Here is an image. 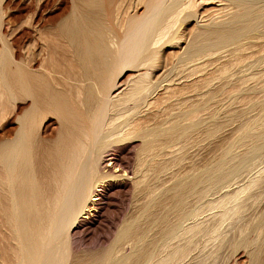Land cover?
<instances>
[{
    "label": "bare ground",
    "instance_id": "obj_1",
    "mask_svg": "<svg viewBox=\"0 0 264 264\" xmlns=\"http://www.w3.org/2000/svg\"><path fill=\"white\" fill-rule=\"evenodd\" d=\"M220 1L241 11L190 28L184 39L182 25L200 0H0V264H177L204 240L226 245L224 214L245 220L244 201L228 204L255 178L220 202L213 196L264 157V52L253 59L241 53L264 40V12L250 10L255 0ZM205 69L217 73L195 79ZM192 77L197 92L190 85L189 92L209 87L205 98L186 105L179 86L173 99L172 86ZM235 83L254 92L245 109L256 117L241 120L245 109L233 116L227 147L170 182L168 151L201 133L199 112L220 94L234 95ZM135 138L141 145L132 154L126 145ZM216 206L226 212L202 222L203 208ZM256 212L246 217L248 233L239 226L230 243L244 250L246 264H264V209ZM100 228H116L107 247L74 259V235Z\"/></svg>",
    "mask_w": 264,
    "mask_h": 264
},
{
    "label": "rangeland",
    "instance_id": "obj_2",
    "mask_svg": "<svg viewBox=\"0 0 264 264\" xmlns=\"http://www.w3.org/2000/svg\"><path fill=\"white\" fill-rule=\"evenodd\" d=\"M61 1H63V0H60V2ZM64 1H66V0H64ZM198 2H199V0H198ZM200 2H201V4L200 5H198L197 6V8H196V14H195V16H194V19L196 20V22H195V20L193 19V18H189L188 20H187V22H185L182 26H183V37H184V39H188V36H189V34L191 33L190 31H192L194 28L193 27H195V28H197V26H198V28L199 27H203L204 25H206V24H210V23H213V22H218V21H221V20H223V19H226V18H228L230 15H232L234 12L236 13V11H238V13L241 11V9H240V7L237 5H234V4H232V3H230V2H224V1H220V0H200ZM255 2V5L253 6V7H251L250 8V10H252L254 13H256V11H263L264 12V0H255L254 1ZM49 3H51V1L49 2ZM52 3H53V1H52ZM62 3V2H61ZM264 17H262V19H263ZM193 19V20H192ZM21 23V22H20ZM20 23H18V25H20ZM197 24V25H196ZM177 26V25H176ZM175 26V27H176ZM181 26V27H182ZM190 28H193L192 30L190 29ZM189 29V30H188ZM189 31V32H188ZM11 34V33H10ZM10 34H9V37H10ZM13 34V33H12ZM8 37V38H9ZM186 37V38H185ZM246 48H249L248 46L247 47H245L244 48V51H241V53L242 54H244L245 56H247V57H250L249 59H253V58H255V57H257V56H259V55H261L263 52H264V40L262 39V40H258V43H257V46H255V47H251L250 49H247L246 50ZM263 50V51H262ZM168 52V51H167ZM168 55H170V54H168ZM167 55V58H170L169 56ZM227 58V57H226ZM225 58V59H226ZM224 60V59H223ZM168 64H170L169 62H168ZM209 68H211V67H209ZM207 69V68H206ZM203 70V72L202 73H200V75L199 74H197L198 76L195 78V79H199V77L200 78H202V77H206L205 75L207 74V72L208 71H210L208 74H210L211 72H213L214 71V69H209V70ZM204 72H206V74L204 73ZM214 72H216V71H214ZM204 73V74H203ZM217 73V72H216ZM216 73H215V75H216ZM228 73V72H227ZM226 73V74H227ZM202 74V75H201ZM207 74V75H208ZM125 76H127V74H125ZM217 79L215 80V82H213L212 84V86H210V87H214V86H218L217 84H218V82H219V80H218V78H219V74H217ZM226 76V75H225ZM254 77H256V76H254ZM195 80L194 79V77H192V78H190L189 80H187L186 82L184 81L183 83H181L180 85H173L172 86V88H174L175 89V91L177 90V89H179V86H180V90H182V92L179 90V93L176 91L175 93V97L173 98V99H175V98H177L178 96H179V94H180V92H181V94L183 95L184 93V95L182 96L181 94H180V96H179V100H181V102L182 103H186V105H191V104H195L194 102H196V100H198L197 102H199L200 100H202V99H204L205 98V96L207 95V93L209 92H207V89L209 88H207V89H205V88H198L197 90L199 91V92H201L200 94L198 93H195V92H197L196 91V89H195V87L194 86H192L191 84H192V80ZM218 80V82H216ZM190 81V82H189ZM251 82V81H250ZM188 83V84H187ZM190 83V84H189ZM215 83V84H214ZM225 83V82H224ZM224 83H222V85L221 86H223L224 85ZM248 84H249V82H248ZM247 84V86H250V85H252V82L248 85ZM189 85H190V87H191V89L192 90H194V91H191V92H189L190 91V87H189ZM233 86V87H232ZM232 86H228V87H232L233 89H231V91L233 90V92L235 93L234 95H230V97L228 98L226 95H223V94H220L216 99H214V100H212V101H210L211 103H209L208 102V107H210V108H206L205 110H203L201 113H203L204 111V113L203 114H205V116L203 115V114H200V112H199V117H200V119H201V121H202V124H201V126L199 127V130L201 131V133L198 131L197 133L198 134H201V135H203V136H199L197 133L196 134H194V135H192V139L193 138H197V140L195 141V139H193V141H192V139L190 138V140H189V142L185 145V146H180V145H177L178 147H180V148H178V147H173L174 149L175 148H177V150H181V148H183L182 149V152H180V150H179V152L180 153H177V150H174L173 148H171L170 150H174V151H176V152H174L173 150L172 151H168V155H167V158L168 159H170L169 161H170V167H169V169H168V171L169 170H171V172L169 173H167L166 175H168L167 176V178H169L170 176V182H173L175 179H178V178H181L180 176H182V177H184L185 175H183L185 172H194V170L195 171H198V170H201L204 166H206L208 163H211L213 160H212V158H214V156H217V154L220 152L219 150H221V149H223V148H226L227 147V145L229 144V142H228V140L229 141H231L230 139H232V133H234V129H235V127L237 126V122L238 121H236V119L234 120V117L233 116H238L239 115V113H240V111L241 112H243L244 111V109H245V107L247 108V107H249V106H246V104L248 103L247 102V100H248V97H250L251 98V93H253L252 94V97L253 96H255L254 95V92H252V90L251 89H249L247 86H246V89H245V87L243 88L242 87V89H240L241 88V86H239L238 84H234V85H232ZM234 86H236V87H234ZM218 89V88H217ZM216 89V87H215V90H217ZM239 89V90H238ZM207 92H205V91ZM209 90V89H208ZM236 92H235V91ZM251 90V91H250ZM184 92V93H183ZM194 92V93H193ZM205 92V94L206 95H204L203 93ZM193 93V94H192ZM178 94V95H177ZM203 94V95H202ZM233 94V93H232ZM236 94H237V96H236ZM194 95V96H193ZM199 95V96H198ZM222 95V96H221ZM249 95V96H248ZM183 98H182V97ZM203 98H202V97ZM248 96V97H247ZM196 97V98H195ZM200 97H201V99H200ZM237 97V98H236ZM238 97H242L241 99L240 98H238ZM243 97H245V98H243ZM198 98V99H197ZM247 98V99H246ZM172 99V100H173ZM185 99V100H184ZM194 99V100H193ZM231 99H233V100H235V101H237L236 102V104H235V102H233L232 104L233 105H231V102H232V100ZM238 99V100H237ZM242 99H243V101H242ZM172 100H170L171 102H168V104L170 105V103L172 104V103H174L175 104V100L174 101H172ZM178 100V101H179ZM231 100V101H230ZM241 102H240V101ZM251 100V99H250ZM250 100H248V101H250ZM238 101H239V103H238ZM245 104V105H244ZM248 105V104H247ZM172 108V111L174 112V110H176L175 109V107H171ZM177 108V107H176ZM212 108V109H211ZM241 109H243V110H241ZM210 110V111H209ZM171 111V112H172ZM207 111H209L208 113H207ZM237 111H239V112H237ZM245 111H247V112H249L250 114L249 115H247V112H245L246 114H245V116L246 117H242V118H240L241 120H243V119H247V117H249V118H253L254 116L256 117V113H257V110H255V109H252V111H251V109L249 110V108H248V110L247 109H245ZM172 112V113H173ZM210 112H212V113H214V120H209L210 118H209V114H210ZM236 112H237V114H236ZM175 113V112H174ZM234 115H233V114ZM231 114H232V116H231ZM256 114V115H255ZM208 115V116H207ZM204 117V119H203V117ZM231 116V117H230ZM206 117V118H205ZM233 117V119H231ZM150 118H153V117H150ZM217 118V119H216ZM231 119V120H229V119ZM159 119H161V118H159ZM251 119H248V120H251ZM254 119V118H253ZM215 120H216V123L218 124H221L220 126H219V124L218 125H216L217 126V129H218V126L220 127L218 130L216 129L214 132H217V133H207L209 130H207V129H209V128H211L212 127V125H211V127H209V128H207L208 127V124L210 125V124H216L215 123ZM218 120V121H217ZM231 121V122H229V121ZM232 120H233V122H232ZM159 121V120H158ZM207 121V122H206ZM208 121H210V123L208 122ZM212 121H214V122H212ZM152 122V123H151ZM154 122L155 121H153V120H151L150 121V123H149V127L150 126H153L154 125ZM205 122V123H204ZM207 123V124H206ZM235 123V124H234ZM152 124V125H151ZM207 125V126H206ZM235 126V127H234ZM234 127V128H233ZM215 134V135H214ZM197 135V136H196ZM211 135H213V137L211 136ZM208 136V137H207ZM137 138H135L134 140H133V142L131 143V144H129V145H126V147L127 148H130V151L132 152V154H135L137 151H139V149H140V145H141V141H139L138 139V141L136 140ZM203 139V140H202ZM228 139V140H227ZM135 141V142H134ZM195 141V142H194ZM200 141V143L198 144H196V142H199ZM192 142V143H191ZM226 142H228V144L224 147L223 145H225L226 144ZM190 143V145H193L192 146V148H189L188 146H190V145H188ZM135 144H138L139 145V147H137L138 145H135ZM198 145V146H196V145ZM186 147V148H185ZM191 147V146H190ZM223 147V148H222ZM137 148V149H136ZM188 148V149H187ZM215 151H214V150ZM184 150V151H183ZM214 151V152H213ZM216 151H217V153H216ZM174 152V153H173ZM173 153V154H172ZM213 155V156H212ZM264 155V154H263ZM178 157V159L176 160V158ZM262 157V156H261ZM261 157H260V160L257 162L258 164H256V168L259 170V167L261 168L260 170H259V172H258V170L253 166V167H251L252 169L253 168H255V169H253L252 170V172H251V169H250V173L249 172H247V174H248V177H250V178H248V177H245V176H242L240 179L238 178V177H236V178H234V179H237L238 181H240L241 179H243V180H241V181H245V182H238V184L236 185V184H234L237 180H233V182H232V184L230 185V183H228L227 185H226V187L224 188V189H221V191H218L217 193L218 194H215L214 196H213V200H215L216 202H220V200L219 199H222V194L224 195L226 192H232V190H233V192H234V189L235 190H237V186H238V188L240 187V185H243L244 183H246V181H248V179L249 180H253V178H255V179H257V180H253L252 182H253V185H251L252 187H250L249 188V192L248 191H246L248 194H245L246 192H244V193H241V194H238L237 195V197H238V199H237V197H236V201L235 202H229V204L228 205H230L229 207H232V205H235L236 204V202L238 203V204H240V202H241V205H243L244 203H245V205H243V208H242V210H240V212H244V210H245V212H244V216L242 215V213H241V215H240V217H239V219L243 216V217H245L244 219L246 220V217H250V215H252V213L254 212V211H256L257 210V212L256 213H259L258 211H262L263 209H264V176L262 175V173L260 174V171L261 170H264L263 169V166H264V157H263V159H262V161H261ZM216 158V157H215ZM180 159V160H179ZM178 160L180 161V162H178ZM171 161H173V164H174V166H173V164L171 163ZM261 161V162H260ZM179 164H178V163ZM263 162V163H262ZM260 163V164H259ZM262 163V164H261ZM178 164V165H177ZM191 165H193L194 167H196V168H194V167H192ZM260 165V166H259ZM190 166V167H189ZM172 167V168H171ZM194 168V169H192V168ZM189 169H191V171H189ZM187 173H185V174H187ZM189 173L187 174V175H189ZM180 174V175H179ZM247 174H246V176H247ZM155 175V174H154ZM186 175V176H187ZM249 175H251V176H249ZM177 176V177H176ZM253 176V177H252ZM161 177V175H158V178H160ZM247 178L246 180H245V178ZM258 177H260L259 179H258ZM161 179V178H160ZM158 181V179H156L155 180V182H154V184L156 185L157 184V187L160 185L159 183H161V180H159L158 182L159 183H156ZM167 181H169V179H167ZM235 181V182H234ZM237 183V182H236ZM243 183V184H242ZM234 184V185H233ZM229 185H230V187H229ZM243 194H245V195H243ZM215 198H217V199H215ZM208 199H212V198H208ZM218 200V201H217ZM240 201V202H239ZM244 201V202H243ZM242 202H243V204H242ZM228 205H227V207H228ZM244 206H245V208H244ZM222 210H221V209ZM204 210V212L202 211V212H200L201 213V215H200V219H202V220H200L199 218H198V221L199 222H206V223H210V222H212V218H213V221L215 220V218H220L221 217V215L222 214H224L225 212H226V210H224L222 207H214V209H212V210H205V208H203ZM244 209V210H243ZM221 210V211H220ZM224 210V211H223ZM212 211V212H211ZM222 212V214L220 213V212ZM127 212V214L129 215L130 213H132V210L130 209L129 210V212L127 211V209H126V211H125V213ZM252 212V213H251ZM209 213H211V214H209ZM212 213H214V214H212ZM226 213H227V216H228V218H229V220H228V218H227V216H226ZM224 215L225 216H223V218H225L222 222H223V224H222V222H221V224L222 225H220L219 226V229H220V233H221V230L222 231H224V234L222 233L221 234V236L222 235H225V236H223L222 238H224L225 237V246H224V243H223V241H224V239H222L221 241H222V243L223 244H221V241H220V238H219V240L218 241H207L206 242V240H204V242L203 243H201L202 245H200V243L198 242V239L197 238H195V241L196 242H198L199 244L197 245V246H199V247H197L195 250H192V252L190 251V253H189V255L184 259V261H182L181 263H177V264H246L247 263V258H246V256H241L240 257V255H242L241 254V252L243 251L244 252V250H242V248L240 249V248H238V249H233L232 248V246H231V242L233 241V239H234V241H235V238H236V240H237V238H239L240 237V229L242 228V226H243V232L242 233H248V231H247V229H246V225H248L249 223H247L248 221L250 222V220H251V218L253 217V215L251 216V218L248 220H243L244 221V223L246 224V225H244V223L241 221V220H239V221H237L236 219V222H235V220L230 216L231 215V213H230V211H229V213H230V215L228 214V211L226 212ZM126 214V215H127ZM253 214H255V213H253ZM211 215V219H210V216ZM215 215V216H214ZM130 216V215H129ZM220 216V217H219ZM230 216V217H229ZM242 217V218H243ZM217 218V219H218ZM204 219H207V220H204ZM210 219V220H209ZM233 219V220H232ZM241 222V224H239V223ZM233 224H235L234 226H236L235 228H234V226H233ZM239 226H241V228L237 231V233H234L235 231H234V229L235 230H237L238 228H239ZM245 226V227H244ZM237 228V229H236ZM103 229V228H102ZM115 229L116 228H112L111 229V232H110V234H107V233H105V234H102L104 231H102L101 230V228L100 229H97V230H95V232L93 231L94 229H91L89 232H82V231H80V232H77L76 233V236L74 235V239H75V237H76V239H75V244L73 245V254H74V256L73 257H75L74 259H80L82 256H85V257H82V258H87V254H89L90 255V253L91 252H95V253H98L99 251H101L104 247H107V244H109V242L113 239V236H114V234H115ZM233 229V230H232ZM245 229H246V232H245ZM112 230H114V232L112 231ZM96 231H98V232H96ZM232 231H233V234H232ZM238 232H239V234H238ZM114 233V234H113ZM228 235V236H227ZM231 235H233V236H231ZM236 237H235V236ZM112 236V237H111ZM220 236V237H221ZM227 236V237H226ZM235 237V238H234ZM249 238L251 237V238H253V236L252 235H250L249 234V236H248ZM112 238V239H111ZM233 238V239H232ZM98 239H100V240H102V239H104V242H102V243H98ZM111 239V240H110ZM228 239H231L230 241H229V245L227 244V240ZM221 244V245H220ZM223 245V246H222ZM102 248V249H101ZM199 248V249H198ZM198 249V250H197ZM84 251H87V252H84ZM97 251V252H96ZM89 252V253H88ZM236 252V253H235ZM83 253V254H82ZM84 253H85V255H84ZM87 253V254H86ZM82 254V256H80ZM94 254V253H93ZM236 254H239V256L238 257H234V255H236ZM76 255H77V257H76ZM80 257H79V256ZM91 255H92V253H91ZM79 257V258H78ZM234 260H233V259ZM231 260H233V261H231ZM228 261H229V263H228ZM232 262V263H231ZM235 262V263H234Z\"/></svg>",
    "mask_w": 264,
    "mask_h": 264
}]
</instances>
